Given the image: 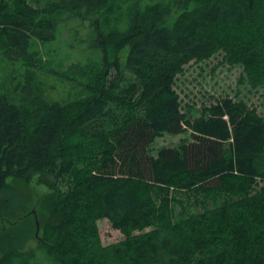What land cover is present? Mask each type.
Masks as SVG:
<instances>
[{
  "label": "trees",
  "instance_id": "1",
  "mask_svg": "<svg viewBox=\"0 0 264 264\" xmlns=\"http://www.w3.org/2000/svg\"><path fill=\"white\" fill-rule=\"evenodd\" d=\"M61 1L55 10L88 21L101 64L82 78V99L23 108L0 96V213L13 183L37 174L65 184L52 186L55 222L40 237L54 264H264V119L230 97L189 117L173 87L186 64L221 49L263 84L264 0ZM0 38L32 64L31 41L55 31L37 9L0 0ZM102 218L123 238L103 245ZM27 256L11 247L0 264Z\"/></svg>",
  "mask_w": 264,
  "mask_h": 264
},
{
  "label": "rangeland",
  "instance_id": "2",
  "mask_svg": "<svg viewBox=\"0 0 264 264\" xmlns=\"http://www.w3.org/2000/svg\"><path fill=\"white\" fill-rule=\"evenodd\" d=\"M8 1L11 6L26 3L37 9L40 20L49 22L54 28L55 39L46 43L32 40L30 52L35 59L29 64L5 53V43L0 38V96L23 108H33L38 101L63 104L85 98L89 90L84 88L81 80L92 77L101 64V52L93 46L94 31L88 21L66 10V6L55 10L64 5L61 0ZM107 25L104 23L103 26ZM121 48L120 58L125 59L128 46ZM224 56L221 49L203 61H190L181 73L175 75L173 87L179 95L182 111L192 118L208 115L207 108L211 104L222 97H230L234 101L245 102L264 119V83L254 84L245 73L243 63L231 62ZM189 139V131L163 133L154 139L152 150L175 147ZM52 181L36 174L27 184L21 181L13 183L16 192L6 195L10 199L9 208L0 213V250L3 249L0 256L15 247L22 253H28L22 264H54L40 243V237L47 233L44 226L55 222V218H50L52 186L57 183L58 187L65 189L64 182ZM257 184V187L264 186V180L257 179ZM204 198L201 195L197 199ZM13 207L14 211H11ZM32 211L37 218V230ZM24 213L27 215L25 220L21 218ZM97 231L103 245L123 238L105 218L97 220Z\"/></svg>",
  "mask_w": 264,
  "mask_h": 264
},
{
  "label": "water",
  "instance_id": "3",
  "mask_svg": "<svg viewBox=\"0 0 264 264\" xmlns=\"http://www.w3.org/2000/svg\"><path fill=\"white\" fill-rule=\"evenodd\" d=\"M33 215H34V220H35V224H36V230L38 229V222H37V218L36 215L34 214V211H32Z\"/></svg>",
  "mask_w": 264,
  "mask_h": 264
}]
</instances>
